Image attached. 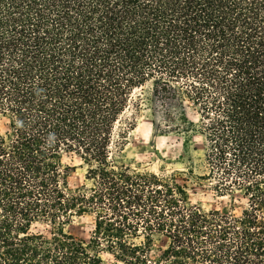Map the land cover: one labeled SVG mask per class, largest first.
I'll return each mask as SVG.
<instances>
[{"label": "trees", "instance_id": "trees-1", "mask_svg": "<svg viewBox=\"0 0 264 264\" xmlns=\"http://www.w3.org/2000/svg\"><path fill=\"white\" fill-rule=\"evenodd\" d=\"M148 88L157 132L204 136L189 173L244 206L119 159ZM0 264H264V0H0Z\"/></svg>", "mask_w": 264, "mask_h": 264}, {"label": "rangeland", "instance_id": "rangeland-1", "mask_svg": "<svg viewBox=\"0 0 264 264\" xmlns=\"http://www.w3.org/2000/svg\"><path fill=\"white\" fill-rule=\"evenodd\" d=\"M143 90H136L141 93ZM144 104L137 117L136 126L128 135V144L122 153L121 161L127 163H144L154 171L162 173L163 170L174 172L180 182L188 185L191 200L207 208L218 206L240 209L245 205L246 199L241 193L236 200L231 197H219L210 186L189 173V169L204 159L205 139L202 134L192 131L190 125L185 131L168 133L157 132L156 122L159 116L155 111V101L151 96L150 88L143 93ZM186 113L189 119L198 123L199 115L192 102L186 100ZM3 131L6 129L1 123ZM76 169L70 174L71 186L82 185L85 181L86 167L81 166L79 159L68 160ZM199 170L195 169V174ZM94 229V215L84 214L74 217L68 225V230L79 239L89 241ZM166 241L159 238L156 241L154 254L160 255V248L165 247Z\"/></svg>", "mask_w": 264, "mask_h": 264}]
</instances>
